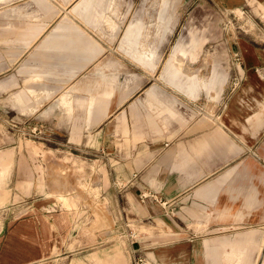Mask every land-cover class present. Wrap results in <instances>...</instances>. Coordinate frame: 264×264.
Instances as JSON below:
<instances>
[{
	"label": "crops",
	"instance_id": "0c3cea01",
	"mask_svg": "<svg viewBox=\"0 0 264 264\" xmlns=\"http://www.w3.org/2000/svg\"><path fill=\"white\" fill-rule=\"evenodd\" d=\"M1 1L0 14L16 11V0ZM37 1L53 9L48 0ZM168 2L161 1L159 19ZM211 2L222 14H253L264 32V0ZM22 4L25 20L16 44L20 57H10L0 67V96L9 99L0 110L19 112L24 125L40 126L46 140L62 135L65 144L78 148L70 152L84 166L89 191H100L110 222L122 226L105 233L120 240L119 247L115 242L97 246L96 232H90L89 240H94L88 244L70 247L79 233V215L71 208L82 203L60 195L67 209L50 212L52 203L37 199L29 204L34 211L5 218L0 264H104L114 256L120 257L119 264H129L139 253L161 264H255L257 256L264 264V236L260 240L257 228L264 224V36L222 41L229 52L228 76L234 80L226 91V69L213 67L200 78L193 69L179 68L205 42L203 33L191 31L188 39L172 43L157 73L172 87L115 92L112 77L103 72L105 85L97 92L81 69L103 56L107 62L112 36L105 29L102 38L82 21L95 26L108 16L110 3L73 0L67 11L80 15L81 23L63 13L46 28L45 22L28 20L31 14ZM143 26L140 17L132 19L119 46L154 70L156 52L143 47ZM212 88L216 99L210 107L200 98ZM10 166L11 151H1L0 186ZM98 169L104 175L99 181ZM96 200L89 197L88 204Z\"/></svg>",
	"mask_w": 264,
	"mask_h": 264
},
{
	"label": "rangeland",
	"instance_id": "374dc122",
	"mask_svg": "<svg viewBox=\"0 0 264 264\" xmlns=\"http://www.w3.org/2000/svg\"><path fill=\"white\" fill-rule=\"evenodd\" d=\"M48 1L53 6L52 10L47 9L37 0H16V11H12V14H0V67H3V63L7 62L10 57L12 59L20 57L19 47L16 44L19 43L18 38L22 31L19 25L25 20V10L20 8L21 3H23L22 8L28 9L31 14L27 16L28 20L45 22V28L56 23L63 13H67V16L76 23H81L80 15L67 11V7L72 4L73 0ZM104 1L110 3L107 8L108 16L100 17L95 26L92 25L93 23L87 25L82 21L86 27L92 30L94 28L97 35H102V38L105 36V29L109 30L106 33L107 36H112L113 45L109 48L107 62L105 61L106 57L103 56L97 62L87 64L81 69L82 74H88L89 77L86 81L96 88L97 92L105 85L101 74L103 72L112 77L111 85L115 92H118V88L122 87L128 90L148 85L172 87L160 79L157 73L162 70L166 59L170 56L172 43L179 37H183L184 40L188 39L191 31L198 34L203 33L205 42L198 50L197 56L194 59L183 58L182 64L178 63L179 68L183 72L193 69L195 76L199 75L200 78L208 77L213 67L218 71L226 69L227 79L223 87L226 91L233 85L234 80L228 76V71H230V65L227 62L229 52L222 41L227 38L236 39L238 36L251 35L258 39L264 36V32L258 29L260 26L255 21L253 14L250 15L248 12L240 10L222 14L214 8L211 0H169L161 19H159V8L162 0ZM1 2L3 5L5 1ZM254 10L257 11V8ZM108 17L111 23L105 20ZM136 17H140L144 22L140 36L143 47L156 52L157 66L154 70L141 65L128 55L125 51L126 46H119L123 32L130 21ZM260 18L264 22V14L260 15ZM256 19L259 21L258 17ZM10 22L16 26L10 27ZM184 65H187L188 68L186 69ZM0 90L4 89L0 88ZM215 91L216 88H212L210 95L205 94L200 100L208 102V106L211 107L216 99ZM36 92L35 90L33 97L37 96L38 92ZM8 102V96H0L1 104L7 105ZM18 113L9 112L7 107L6 110H0V152L11 151V166L0 186V229L4 225L6 217L11 215L18 217L34 211L35 208L29 204L31 201H33L32 204H37V199H45L52 203L47 207L50 212L67 209L62 199L59 198L61 195L77 203H82V206L71 208L75 210V215H79L77 224L79 233L74 237L73 243H70V247L74 245V242L83 246L89 241H93L94 239L89 240L90 232L91 234L96 232L97 246L106 247L110 246V242H115V248L119 247L120 240L108 239L105 237V233L111 229H120L122 224L112 225L108 216L109 211L100 191H89L90 180L85 174L84 166L73 158V154L70 152L78 150V148L73 150L71 144H65L62 135L46 140L42 137L40 126L35 124L30 127L25 126L24 116H19ZM27 113L31 114L32 111ZM35 115L39 117V112H36ZM29 122L30 120H28ZM101 170L97 171V181L104 177ZM42 185H45V188ZM93 196H96L97 200L91 206L88 204V199ZM257 228L261 231L260 240H262L264 224L261 227L258 225ZM260 257L257 256L255 264L261 262ZM119 258V256H114L112 261H105L104 264H119L121 262ZM129 264H134V257Z\"/></svg>",
	"mask_w": 264,
	"mask_h": 264
},
{
	"label": "built area",
	"instance_id": "2783aa9c",
	"mask_svg": "<svg viewBox=\"0 0 264 264\" xmlns=\"http://www.w3.org/2000/svg\"><path fill=\"white\" fill-rule=\"evenodd\" d=\"M236 56H238L237 53H235ZM131 241H134V238L136 237V234L134 232H130ZM134 264H161L160 261L152 259L149 256H146L144 254H135L134 256Z\"/></svg>",
	"mask_w": 264,
	"mask_h": 264
}]
</instances>
